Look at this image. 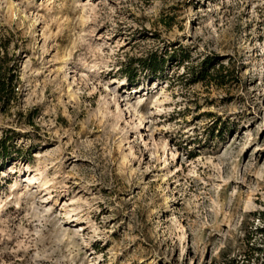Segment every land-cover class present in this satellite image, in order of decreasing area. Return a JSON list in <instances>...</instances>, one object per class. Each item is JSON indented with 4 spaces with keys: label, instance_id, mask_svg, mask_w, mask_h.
I'll return each mask as SVG.
<instances>
[{
    "label": "rangeland",
    "instance_id": "1",
    "mask_svg": "<svg viewBox=\"0 0 264 264\" xmlns=\"http://www.w3.org/2000/svg\"><path fill=\"white\" fill-rule=\"evenodd\" d=\"M2 27L21 87L0 113L20 148L0 161V264L264 260V0H0ZM179 46L227 82L189 83Z\"/></svg>",
    "mask_w": 264,
    "mask_h": 264
},
{
    "label": "trees",
    "instance_id": "2",
    "mask_svg": "<svg viewBox=\"0 0 264 264\" xmlns=\"http://www.w3.org/2000/svg\"><path fill=\"white\" fill-rule=\"evenodd\" d=\"M14 34L7 27H2L0 30V113L7 112L11 106H14L18 101L21 87L20 73L18 67V60L14 54L17 48L16 42H14ZM14 50V51H12ZM169 57H176L180 65H184L189 73V83L197 82H215L219 85L224 84L228 80V76L223 72H218L214 69L213 63L210 58H205L200 62V65L195 67L186 66L190 61V53L186 48L179 46V49L170 52ZM166 53L161 56L156 54H149L140 58H136L134 61L123 64L122 71L128 80H133L137 77V73L140 70H148L150 72L161 73L163 65L165 64ZM136 65V66H133ZM223 68L224 66H220ZM222 70V69H221ZM9 131V132H8ZM3 135L0 136V161L8 160L11 157L13 151L20 154V148L14 149L13 140L16 137V132L13 130H3ZM29 151V150H28ZM30 152V151H29ZM30 155L29 153H27ZM11 159V158H10ZM260 223L255 226L254 232L261 233V237L264 243V209L253 212ZM247 243L250 244L252 250L263 252L264 246H256L251 243L250 239H247ZM248 263V262H247ZM264 264V260L260 262Z\"/></svg>",
    "mask_w": 264,
    "mask_h": 264
}]
</instances>
